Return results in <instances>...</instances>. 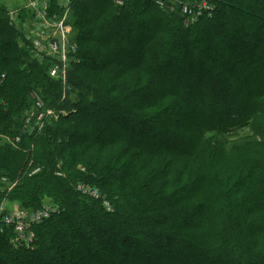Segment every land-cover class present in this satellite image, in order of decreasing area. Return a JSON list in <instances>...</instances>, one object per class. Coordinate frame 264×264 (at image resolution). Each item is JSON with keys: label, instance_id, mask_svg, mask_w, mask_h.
Segmentation results:
<instances>
[{"label": "trees", "instance_id": "trees-1", "mask_svg": "<svg viewBox=\"0 0 264 264\" xmlns=\"http://www.w3.org/2000/svg\"><path fill=\"white\" fill-rule=\"evenodd\" d=\"M95 1L73 5L66 82L0 4V176L15 184L0 208L59 209L30 247L0 232V264H264V0H213L190 25L154 0ZM35 92L55 115L31 133Z\"/></svg>", "mask_w": 264, "mask_h": 264}, {"label": "built area", "instance_id": "built-area-1", "mask_svg": "<svg viewBox=\"0 0 264 264\" xmlns=\"http://www.w3.org/2000/svg\"><path fill=\"white\" fill-rule=\"evenodd\" d=\"M76 1L30 0L27 5L32 16V22L29 26H25V32L31 41V51L34 57L40 61L49 57L52 60L48 68L49 75L56 79L64 78V82L67 64L62 60V54H60V39L57 33L59 29H63L69 23L71 11ZM113 1L115 4L122 6L128 0ZM154 2L161 9L181 14L186 23H194L200 18L212 17L216 10L213 0H154ZM9 16L12 22L17 23L19 11L11 10ZM69 26L71 27L70 23ZM59 57L61 60H59ZM5 77V73L0 76V84ZM33 98V108L27 113L24 127L25 130H29L31 133L40 131L44 125L45 118L55 115L52 109L46 107L45 101L39 93L35 92ZM62 113L65 114L64 111ZM19 140L20 137H17L15 141ZM2 178L4 177L0 176V180ZM76 188L84 195L101 199L106 210L109 211L111 209L110 202L104 198L97 187L81 182ZM56 213H59V209L52 204H46L37 210L18 209L3 211L1 206L0 232L11 231V240L16 247L21 245L30 247L35 239L34 227Z\"/></svg>", "mask_w": 264, "mask_h": 264}, {"label": "rangeland", "instance_id": "rangeland-1", "mask_svg": "<svg viewBox=\"0 0 264 264\" xmlns=\"http://www.w3.org/2000/svg\"><path fill=\"white\" fill-rule=\"evenodd\" d=\"M30 0H0V4H4L6 6H8L11 9H15L16 11H19L20 14L22 15V19H23V23L26 24V26H29L32 22V16L30 11L27 8V5L29 4ZM97 1L95 0H87L86 4H88V6L94 5V3H96ZM69 23L71 25V27L69 26ZM69 23H67V26H64L63 29H59L57 36L60 39V54H62V60L67 64V72L65 75V82H66V77H67V73H68V67L71 66L72 63L74 62H78L80 60L79 56H78V49H79V45L74 41L73 39V26H72V21L71 19L69 20ZM186 25H190V23H186ZM69 26V27H68ZM235 34V32H234ZM227 35L229 36L228 38L226 37V39H228V41L233 44L236 45L238 40H237V36L235 37V35H229L227 33ZM264 34L261 36L262 38L259 39H264L263 38ZM178 51H181L180 49ZM58 57V56H57ZM176 60H179L178 63L179 65H183L181 62L183 60V58L180 55V52L176 53ZM57 60V59H56ZM59 60H61V58L59 57ZM135 61H139V59H134ZM132 61V60H131ZM129 59H126V62H131ZM203 64V61H202ZM168 64H166V62H160L159 65V71L163 72L165 67ZM184 66V65H183ZM264 69V68H263ZM207 78V77H205ZM64 79V78H63ZM63 79H61L63 81ZM64 82V81H63ZM252 89L250 93H256L258 90H260V88H262V81H260V79L256 76L252 77ZM176 86H180L179 83L175 84ZM183 92V90H182ZM242 93H248V91H242ZM244 103V107H246L247 103L245 100H243ZM205 114H200L199 119L202 121H207V118L205 117ZM119 132H117L116 129H112L111 132L109 133V136L111 135H117ZM244 140V138L242 137H238L237 139L234 138L233 141H231L230 145H234V144H238L241 143ZM228 145V146H230ZM40 169L38 168H34L30 175L39 172ZM57 174L59 176H63L64 173H62V171L57 172ZM0 182H4L7 183L6 186H9V189H12L14 187V183H8L9 180L7 177L2 178V180H0ZM3 207V211H10V210H18L21 209L18 204L16 203H9V202H3L2 204ZM145 260H148V256L145 255ZM152 264H165V262H160V263H152ZM182 264H203L202 260L196 259V260H192V262H186L184 261Z\"/></svg>", "mask_w": 264, "mask_h": 264}, {"label": "water", "instance_id": "water-1", "mask_svg": "<svg viewBox=\"0 0 264 264\" xmlns=\"http://www.w3.org/2000/svg\"><path fill=\"white\" fill-rule=\"evenodd\" d=\"M179 17H180V18H182V15H181V14H179Z\"/></svg>", "mask_w": 264, "mask_h": 264}]
</instances>
